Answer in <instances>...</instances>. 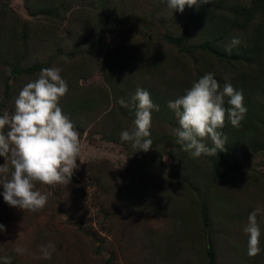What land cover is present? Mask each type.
<instances>
[{
  "label": "trees",
  "instance_id": "obj_1",
  "mask_svg": "<svg viewBox=\"0 0 264 264\" xmlns=\"http://www.w3.org/2000/svg\"><path fill=\"white\" fill-rule=\"evenodd\" d=\"M23 2L31 15L39 13L49 19L52 17L55 22L56 18L68 12L69 26L75 24L71 29L74 34L82 31L88 34L92 29L96 30L91 48L96 40L99 41L101 32L109 29L112 24L119 23L111 17L115 5L109 8L102 6L100 14L90 22V13L85 12L86 17H82L85 16L82 10H74L70 0ZM80 2L83 4L84 1ZM98 2L85 1L94 8ZM102 2L104 1L100 2L101 5ZM149 2L154 6L167 4V0ZM6 11L12 10L8 7ZM5 13L1 5L0 86L6 94L4 99L9 100L14 95L18 78L28 77L23 85L34 81L41 69L52 68L55 53L47 55L43 62L24 63L29 49L40 50L34 46L31 48V37L48 44L53 38L49 34L51 29L42 27L39 32L28 21H24L19 30L9 27L11 25L6 23ZM183 14L185 27L180 32H175L177 29L173 27L167 29L159 38L162 40L160 42L146 38H141L143 41L139 42L133 36L124 37L115 46L107 49L99 62L103 86L78 85V79L88 76L90 68L83 72L81 62L67 61V69L61 72V76L67 82L69 90L61 98L60 106L69 115L75 128L82 131L84 125L78 118L77 109L83 107L86 112H90L100 108L103 127L105 125L103 134L107 139L127 144L129 142L121 141L120 133L133 127L135 111L121 107L118 101L121 98L129 101L138 87L147 90L160 111L152 112V149L148 152L137 151L131 158L128 170L134 173L133 182H128L130 177L126 179V183H129L127 189L138 191L137 198L145 204L148 212H163L174 218L180 241L191 240V232H194L193 236L195 235L198 242L205 238L202 254L207 264H213L219 248L217 242L236 241V238L243 246L230 260L232 264H260L262 261L264 264V251L255 257L248 255L247 234L224 228L226 224L240 225L245 215L241 209L239 216L237 213L230 215L229 212L237 208L239 201L234 199V195L228 196L225 193V185L233 188L244 180H248L249 184L255 182L254 178L260 179L258 175L250 172L249 175L242 166V161L252 152L264 147V0H248L246 4L241 0H209L198 8L187 6ZM234 36L240 39V43L229 53L225 48ZM163 43L174 46L175 53L166 50ZM193 47L194 52H198L197 56H200L198 61L195 60L196 57L193 59L194 71L180 62L184 54L185 57H192ZM6 66H9L7 76L4 75L5 71L1 72ZM210 72L220 82L221 87L225 82H230L235 89L243 92L247 113L239 127H233L230 121L225 120L222 131L227 136L226 151H221L216 156L202 155L193 159L182 150L181 145L175 143V133L180 125L174 111L168 107V102L185 95L186 89H190L194 82ZM8 79H11L10 83ZM227 99L225 97L226 101ZM225 107L230 105L225 103ZM171 127L174 131H169ZM205 143L212 146L210 140ZM161 154L170 159L166 168L168 177L164 176L165 166L161 162ZM176 187L182 193L179 197L175 195V200L169 201ZM119 199L125 207L132 208L127 202V195H119ZM167 211L169 212L166 213ZM232 216L237 221L234 224ZM197 228L203 229L205 235H200ZM211 237H215V241ZM261 247L264 249V234L261 236Z\"/></svg>",
  "mask_w": 264,
  "mask_h": 264
},
{
  "label": "rangeland",
  "instance_id": "obj_2",
  "mask_svg": "<svg viewBox=\"0 0 264 264\" xmlns=\"http://www.w3.org/2000/svg\"><path fill=\"white\" fill-rule=\"evenodd\" d=\"M70 1L74 10H82L85 15L82 17H86L85 12L90 13V22L100 14L102 6L109 8L115 5L111 17L119 23L112 24L109 29L101 32L99 41L96 40V44L91 48L96 30L92 29L88 34L85 31L74 34L71 29L75 24L69 26L68 12L55 19L57 24L52 17L49 19L39 13L31 15L23 0H0V6L2 5L6 12V23L11 25L9 27L19 30L24 25L23 22L28 21L33 23L35 30L39 32L42 27L51 29L49 34L53 38L48 44L31 37V48L34 46L40 50L29 49L24 63L43 62L47 55L55 53L52 68L66 71L67 61H79L84 68L83 72L89 68L91 71L88 76L78 79V85L81 87L104 85L99 67L101 57L107 49L115 46V43L124 37L133 36L139 42L143 41L141 38L160 42L162 40L159 38L167 29L173 27L177 29L175 32H180L181 28L185 27L184 11L181 13L169 9L167 4L154 6L149 2L151 0H95L99 1L95 8L85 3L88 0H83V4L80 0ZM101 1H104L102 5ZM241 1L245 4L248 2ZM8 7L13 12L6 11ZM163 46L175 53L174 46L166 43H163ZM192 50L194 56L192 54V57H185L184 54L180 62L194 71L193 59L196 57L197 60L200 56H197L198 52H194V47ZM192 67L194 69H191ZM8 69L9 66H6L1 72L5 71L4 75L7 76ZM26 77L18 78L14 95L9 100L4 99L6 94L0 86V115L4 112L11 115L15 111V99L24 86ZM10 81L11 79H8V83ZM18 85L20 89H17ZM99 110L100 108H95L86 112L83 107L77 109L78 118L84 125L83 131L76 129L80 134L82 146L80 159L84 163L77 160L79 167L74 170L71 183L67 186H49L37 182L36 190L48 195V203L43 209L32 212L11 207L0 195V224L6 228V231L0 232V257H12V264H207L202 254L206 243L205 236L198 242L195 235L193 236L194 232H191V240L180 241L174 218L166 216L163 212H148L145 210V204L137 198L138 191L127 189L128 182H133L134 174L128 170L129 163L137 149L131 146V142L122 144L107 139L103 134V114L100 115ZM5 130L7 131V128ZM169 131H174V128L171 127ZM160 159L165 166L164 176L168 177L166 168L170 159L165 154H161ZM4 162V158L0 157V164ZM242 166L245 171L258 175L260 179L254 178L252 180L256 183L249 184L248 180H244L233 188L225 185V193L228 196L234 195V199L239 201L234 211L229 210L230 215L237 213L239 216L241 209L246 216L244 215L240 225L226 224L227 227L224 228L241 233L244 232L249 214L257 207L264 209V147L252 152L242 161ZM177 188L173 190L169 201L175 200V195L179 197L182 193ZM3 190L0 185V193ZM119 195H127V202L132 208L125 207ZM257 219L264 234V213ZM235 222L237 221L233 218V224ZM196 230L200 235H205L203 229ZM210 239L215 241V237ZM236 241L217 242L219 248L213 264H232L230 260L243 246L237 238ZM49 244L55 245V251L50 260L43 259L41 248ZM178 244H181L180 247H177ZM260 264H263V261Z\"/></svg>",
  "mask_w": 264,
  "mask_h": 264
},
{
  "label": "clouds",
  "instance_id": "obj_3",
  "mask_svg": "<svg viewBox=\"0 0 264 264\" xmlns=\"http://www.w3.org/2000/svg\"><path fill=\"white\" fill-rule=\"evenodd\" d=\"M209 0H167L169 9L183 12L189 8L208 3ZM240 39L231 38L225 51L239 45ZM60 68H43L34 81L25 84L15 99V111L10 115H0V185L3 186L4 201L11 207L32 212L43 209L48 203V195L36 190L37 182L43 185H68L74 170L78 169L82 146L80 134L69 115L60 106L61 98L68 92L67 82L61 76ZM186 94L169 101L168 107L174 111L180 127L176 130L175 143L189 153L193 159L216 156L226 151L227 136L222 131L225 120L233 127H239L247 108L244 106L243 92L225 82H220L213 73H207L194 82ZM227 97V101L225 100ZM121 107L134 109L135 119L130 130L120 133V139L131 142L137 151L152 149V112L160 111L150 93L137 88L129 101L121 98ZM225 103L230 107H225ZM7 128V131L5 130ZM210 140L209 147L205 141ZM10 161V167H9ZM264 213L255 208L248 216L243 231L248 235V255L255 257L264 251L261 247V226L257 217ZM6 231L0 224V232ZM19 251V249H17ZM55 245L41 248L43 259H51ZM2 264H12V257H0Z\"/></svg>",
  "mask_w": 264,
  "mask_h": 264
}]
</instances>
